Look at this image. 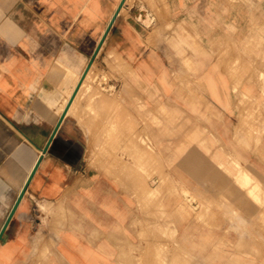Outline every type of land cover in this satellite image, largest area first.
I'll list each match as a JSON object with an SVG mask.
<instances>
[{"label": "crops", "instance_id": "0c3cea01", "mask_svg": "<svg viewBox=\"0 0 264 264\" xmlns=\"http://www.w3.org/2000/svg\"><path fill=\"white\" fill-rule=\"evenodd\" d=\"M110 52L138 124L159 95L217 136L238 94H262L264 0H0V264H138L134 187L91 164L85 104L69 102Z\"/></svg>", "mask_w": 264, "mask_h": 264}, {"label": "rangeland", "instance_id": "374dc122", "mask_svg": "<svg viewBox=\"0 0 264 264\" xmlns=\"http://www.w3.org/2000/svg\"><path fill=\"white\" fill-rule=\"evenodd\" d=\"M100 54L71 94L85 104L78 112L93 139L91 164L134 187L135 262L264 264V72L256 77L259 98L238 94L234 126H217L215 136L212 126L201 125L206 115L159 95L151 108L140 99L138 124L109 84L126 67L111 52L107 62ZM231 129L232 141L225 140L222 132Z\"/></svg>", "mask_w": 264, "mask_h": 264}, {"label": "bare ground", "instance_id": "6f19581e", "mask_svg": "<svg viewBox=\"0 0 264 264\" xmlns=\"http://www.w3.org/2000/svg\"><path fill=\"white\" fill-rule=\"evenodd\" d=\"M140 30V29H139ZM141 31V30H140ZM84 77H86V76H84ZM83 77V78H84ZM84 80V79H83ZM83 82V83H82ZM80 83H82V84H84V81H82V79L80 80V82H79V84ZM73 100V96L70 98V100H69V102H71ZM250 187V186H249ZM248 187V188H249ZM254 188V187H253ZM253 188H251V190L253 189ZM246 189V188H245ZM247 190V189H246ZM254 190V189H253ZM252 192V191H251ZM249 194H252V193H249ZM255 194V193H254ZM256 195V194H255ZM252 196V195H251ZM256 197H257V195H256ZM263 197V196H262ZM261 198V197H260ZM259 199V198H258ZM17 200V199H16ZM260 201H261V199H260ZM14 204H15V202H14ZM264 203H262V205H263ZM264 207V206H263ZM4 223V222H3ZM254 225V224H253ZM4 228V227H3ZM1 239V238H0ZM229 263V262H228ZM231 264V263H230Z\"/></svg>", "mask_w": 264, "mask_h": 264}, {"label": "water", "instance_id": "95a60500", "mask_svg": "<svg viewBox=\"0 0 264 264\" xmlns=\"http://www.w3.org/2000/svg\"><path fill=\"white\" fill-rule=\"evenodd\" d=\"M98 48V47H97Z\"/></svg>", "mask_w": 264, "mask_h": 264}]
</instances>
